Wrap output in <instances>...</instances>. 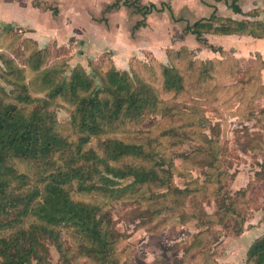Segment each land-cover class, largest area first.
Instances as JSON below:
<instances>
[{"label": "rangeland", "instance_id": "obj_1", "mask_svg": "<svg viewBox=\"0 0 264 264\" xmlns=\"http://www.w3.org/2000/svg\"><path fill=\"white\" fill-rule=\"evenodd\" d=\"M77 2L76 6L88 10L93 28L83 24L81 14L46 3L45 11L52 10L57 21L50 24L58 34L49 43L36 42L29 30L10 28L0 33L4 101L28 116L42 108L34 100L46 99L51 127L73 145L83 137L73 125L78 103L69 94L50 98L51 91L69 82L72 71L80 66L92 77L93 87L100 85L95 67L104 73L115 65L112 52L105 50L106 38L102 39L106 14L101 15L89 0ZM250 15L252 21L264 22L256 12ZM204 39L168 47L165 59L145 51L144 59L134 58L137 63L129 61L119 69L129 73L131 91L153 100L154 107L143 117L111 125L106 134L91 137L84 147L103 154L101 145L111 140L141 145L157 171L172 170L171 186H145L136 201L79 193L76 185L69 188L78 200L103 208L106 221L120 236L117 264H246L249 248L264 236V39L212 34ZM39 51L43 52L38 55ZM36 65L41 68L36 70ZM162 65L183 77L180 93L164 88ZM18 70L22 72L17 74ZM146 87L152 91L150 97L145 96ZM26 93L33 103L17 101ZM58 160V156L48 162L11 157L9 166L29 180L22 186L11 178L6 182L8 192L42 187L43 179L62 166ZM140 163L126 156L112 165L123 168ZM14 215L11 212L8 218ZM24 222L25 230L39 224L34 217ZM53 234L39 235L48 250L44 264H99L84 256L82 239L73 229L62 225ZM10 236L12 229L0 232V238Z\"/></svg>", "mask_w": 264, "mask_h": 264}, {"label": "trees", "instance_id": "obj_2", "mask_svg": "<svg viewBox=\"0 0 264 264\" xmlns=\"http://www.w3.org/2000/svg\"><path fill=\"white\" fill-rule=\"evenodd\" d=\"M121 2L122 0H118L108 6L106 13L118 9ZM123 5L133 7L143 15L150 14L155 8L153 5L142 7L137 1L130 0H124ZM232 10L236 14H242L237 5H232ZM258 28L261 29L260 32L257 31ZM10 30L12 29L0 28V33ZM186 33L192 34L198 41H204L205 34L264 39V22L236 21L219 17L214 12L209 19L188 26ZM40 52L37 54L40 55L43 51ZM142 64L146 66L143 62ZM161 67L164 68L163 65ZM40 68V65L35 66L36 70ZM82 68L76 67L69 82L57 86L49 95L50 98H55L69 94L78 103V116L74 117L73 125L81 131L83 137L76 145L54 132L46 110V99L34 100L42 103V108H35L25 116L17 105L4 101L2 95L6 92L0 86V232L13 230L12 237L0 238L2 264H30L32 260L38 264L46 263L48 250L39 241V235L43 233L53 237V229L62 225L73 229L82 239L84 256L99 264H117L116 242L120 236L115 232L113 224L106 221L103 208L78 200L77 195L69 188L76 185L79 193H98L105 199L136 201V196L145 186H171L172 170L166 169L162 173L157 171L151 165L152 158L146 157L147 153L141 145L111 140L101 145L103 154L91 148L84 150L91 137L106 134L111 125L120 123L124 118L143 117L154 104H151L153 100L131 91L129 73L119 71L115 65L112 64L104 73L95 67V76L101 84L94 87L92 77ZM18 72L20 74L22 71ZM173 72L174 69L164 68V88L180 93L184 87L183 77L174 75ZM22 88L27 92L26 83L23 82ZM144 93L150 97L152 91L146 87ZM17 101L33 103L28 93L17 97ZM54 156L59 157L57 165L61 163L62 166L55 168L43 179L42 187L29 192H8L6 182L11 178L17 179L22 186H26L29 180V176L17 174L9 166L11 157L48 162ZM126 156L141 160V163L123 168L112 165ZM124 182L128 183L124 185ZM175 192L181 191L177 189ZM11 212L15 214L13 219L8 218ZM30 217H34L39 224L25 230L24 220ZM246 264H264V236L249 248Z\"/></svg>", "mask_w": 264, "mask_h": 264}, {"label": "crops", "instance_id": "obj_3", "mask_svg": "<svg viewBox=\"0 0 264 264\" xmlns=\"http://www.w3.org/2000/svg\"><path fill=\"white\" fill-rule=\"evenodd\" d=\"M64 1L66 0H0V28L29 30L28 35L36 42L49 43L57 34L50 22L57 21L54 20L52 10L45 11L46 3L56 4L67 9L66 11L81 14L83 24L93 28L88 19V10L76 6L78 0H68L67 6H64ZM117 1L89 0L91 6L95 8L97 6L96 9L101 15L106 14L102 19V23H105L102 39L106 38L105 50L112 52L114 64L121 70L134 58L144 59L145 51L155 53L158 59H165V51L168 47L181 45L183 42H193L196 38L186 33L188 26L209 19L214 12L219 17L234 20H253L250 13L256 12L258 19H264V0H130L137 1L142 7L155 6L148 15L138 13L133 7L124 6L122 0L118 9L106 13L107 7ZM232 5H237L242 14L234 13ZM90 18L93 22L94 18ZM109 28L111 32L108 31ZM49 34H52L51 37H48ZM87 37L90 38L91 33ZM90 41L93 45L94 41Z\"/></svg>", "mask_w": 264, "mask_h": 264}]
</instances>
